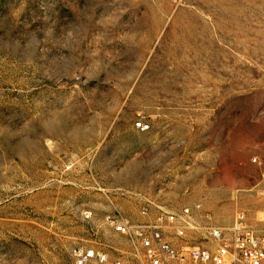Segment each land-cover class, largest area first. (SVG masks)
Masks as SVG:
<instances>
[{
  "label": "rangeland",
  "instance_id": "obj_1",
  "mask_svg": "<svg viewBox=\"0 0 264 264\" xmlns=\"http://www.w3.org/2000/svg\"><path fill=\"white\" fill-rule=\"evenodd\" d=\"M263 210L264 0H0V264H149L109 217L184 253Z\"/></svg>",
  "mask_w": 264,
  "mask_h": 264
},
{
  "label": "built area",
  "instance_id": "obj_2",
  "mask_svg": "<svg viewBox=\"0 0 264 264\" xmlns=\"http://www.w3.org/2000/svg\"><path fill=\"white\" fill-rule=\"evenodd\" d=\"M135 126L139 129L147 128L144 121H137ZM184 210V214L189 213ZM263 215L258 216V222H249L244 211L237 212L233 225L225 230L213 226L209 228V234L215 241L214 248L190 247L180 253L175 250L165 239L160 231V226H135L128 219L122 218L118 223L110 218L116 229L135 236L141 242L142 247L148 252L149 264H164L169 259H190L195 264H264V226H261ZM170 222L176 220L174 214L167 216ZM163 218L160 217L159 221ZM117 224V225H116ZM177 234L183 235L184 228L178 227ZM76 264H121L118 260H111L107 253L94 249L77 248L74 251Z\"/></svg>",
  "mask_w": 264,
  "mask_h": 264
}]
</instances>
